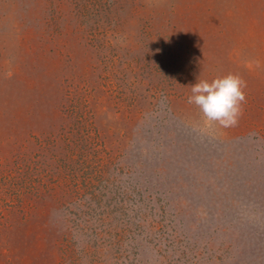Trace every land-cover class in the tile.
<instances>
[{"label":"rangeland","instance_id":"1","mask_svg":"<svg viewBox=\"0 0 264 264\" xmlns=\"http://www.w3.org/2000/svg\"><path fill=\"white\" fill-rule=\"evenodd\" d=\"M221 26L0 0V264H264V43ZM228 73L243 114L208 124L191 86Z\"/></svg>","mask_w":264,"mask_h":264},{"label":"clouds","instance_id":"2","mask_svg":"<svg viewBox=\"0 0 264 264\" xmlns=\"http://www.w3.org/2000/svg\"><path fill=\"white\" fill-rule=\"evenodd\" d=\"M246 81L236 73H228L211 81L198 80L191 86L188 103L197 106L206 123L235 126L246 103Z\"/></svg>","mask_w":264,"mask_h":264},{"label":"crops","instance_id":"3","mask_svg":"<svg viewBox=\"0 0 264 264\" xmlns=\"http://www.w3.org/2000/svg\"><path fill=\"white\" fill-rule=\"evenodd\" d=\"M187 2L191 11L202 12V16L211 19L212 25L225 24L227 29L215 30L214 33L243 35L247 40L264 43V0H187ZM246 48L263 49L259 45ZM233 55L239 56L242 53L235 52Z\"/></svg>","mask_w":264,"mask_h":264}]
</instances>
